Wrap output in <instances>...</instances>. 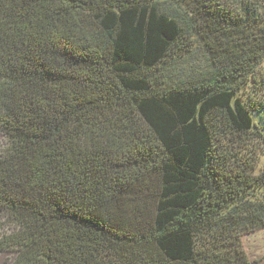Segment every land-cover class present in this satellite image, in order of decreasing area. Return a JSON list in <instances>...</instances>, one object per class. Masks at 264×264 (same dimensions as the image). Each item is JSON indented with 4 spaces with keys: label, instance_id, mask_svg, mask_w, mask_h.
Segmentation results:
<instances>
[{
    "label": "trees",
    "instance_id": "obj_1",
    "mask_svg": "<svg viewBox=\"0 0 264 264\" xmlns=\"http://www.w3.org/2000/svg\"><path fill=\"white\" fill-rule=\"evenodd\" d=\"M263 64L264 0H0V252L256 264L264 170L236 146Z\"/></svg>",
    "mask_w": 264,
    "mask_h": 264
},
{
    "label": "rangeland",
    "instance_id": "obj_2",
    "mask_svg": "<svg viewBox=\"0 0 264 264\" xmlns=\"http://www.w3.org/2000/svg\"><path fill=\"white\" fill-rule=\"evenodd\" d=\"M192 56L193 58L187 56L177 62L171 73L189 72L194 68V65L199 67L205 66V63L202 61L204 59L203 55L197 57L195 54H192ZM250 91L251 87L249 86L239 92V95L243 100H246ZM252 116L254 119V127L243 136L244 142L236 147L239 150L240 156H244V158L253 161L254 164L250 172L260 174L264 170V111L259 113L252 112ZM6 138L7 135L0 131V151H2L6 143ZM242 240L250 260L256 262V264H264V229L248 233L243 236ZM15 256L16 251L0 252V264H12Z\"/></svg>",
    "mask_w": 264,
    "mask_h": 264
}]
</instances>
